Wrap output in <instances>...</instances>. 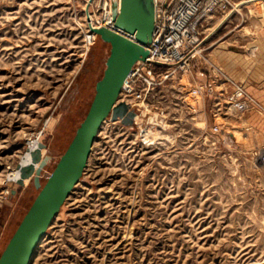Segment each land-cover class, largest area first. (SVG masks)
Returning <instances> with one entry per match:
<instances>
[{
	"label": "rangeland",
	"instance_id": "374dc122",
	"mask_svg": "<svg viewBox=\"0 0 264 264\" xmlns=\"http://www.w3.org/2000/svg\"><path fill=\"white\" fill-rule=\"evenodd\" d=\"M98 1L0 0V256L39 193L8 174L40 138L52 157L46 182L105 73L110 43L98 36L87 49ZM213 28L195 69L215 65L252 90L264 79V5L220 15ZM168 98L175 119L153 146L137 124L104 122L32 264H264V97L258 110L219 119L218 134L209 112L207 124L192 121L180 97Z\"/></svg>",
	"mask_w": 264,
	"mask_h": 264
},
{
	"label": "built area",
	"instance_id": "2783aa9c",
	"mask_svg": "<svg viewBox=\"0 0 264 264\" xmlns=\"http://www.w3.org/2000/svg\"><path fill=\"white\" fill-rule=\"evenodd\" d=\"M258 2L264 0H155L156 19L153 40L147 46L148 55L133 65L117 101L126 103L129 110L135 113L133 123L129 126H140L139 136L143 145L153 146L157 142V137L151 141L146 140V132H160L159 128L163 130L167 125L165 121L168 116L175 119L177 104L168 97H180L192 121L207 124L209 112L214 119L212 132L215 134L222 131L219 119L225 121L230 116L243 117L262 107L260 101L243 85L228 80L225 73L215 65L209 69L212 79L208 82L191 77L195 59L202 55L203 42L214 29L213 22L217 14L229 15L238 12L243 6ZM96 3L100 16L89 13L96 17V24L88 21L89 47L97 36L91 28L103 27L104 22L113 28L111 1L99 0ZM148 71L152 72L154 80L147 74ZM186 76L188 83L184 82ZM228 81H232L234 90H227ZM166 103L167 109L163 107ZM138 116L140 120L137 121ZM108 119L105 122H115L111 116ZM116 120L123 121L122 118ZM257 157L260 163H264V150L258 152Z\"/></svg>",
	"mask_w": 264,
	"mask_h": 264
},
{
	"label": "water",
	"instance_id": "95a60500",
	"mask_svg": "<svg viewBox=\"0 0 264 264\" xmlns=\"http://www.w3.org/2000/svg\"><path fill=\"white\" fill-rule=\"evenodd\" d=\"M113 28H91V31L110 43L111 55L88 113L77 134L60 156L45 183L42 172L52 157L40 156L46 145L39 142L32 151L33 163L17 166V183L25 186L33 180L39 193L13 233L0 256V264H32L48 229L60 213L88 165L94 144L104 122L122 118L132 124L135 113L126 103H117L124 81L133 65L148 55L147 46L153 40L156 19L155 0H110ZM147 74L155 79L151 71ZM39 161L37 167L35 163Z\"/></svg>",
	"mask_w": 264,
	"mask_h": 264
},
{
	"label": "bare ground",
	"instance_id": "6f19581e",
	"mask_svg": "<svg viewBox=\"0 0 264 264\" xmlns=\"http://www.w3.org/2000/svg\"><path fill=\"white\" fill-rule=\"evenodd\" d=\"M257 4H262V6H263L264 5V2H258V3H256V5ZM258 7H260V6H258ZM87 18L90 21V24H92V23L93 24H96V22H95L96 17L94 15H87ZM102 25H103V27L110 28V25L111 24H108V22H104ZM97 38H98V35L95 37V41L97 40ZM87 40H88V38H87ZM87 49H89V45L88 44H87ZM138 120H140V116L137 117V121ZM55 123H56V120L55 119H52L49 122L48 127L52 128L55 125ZM144 135H145L144 138L146 140L151 141L152 139H154L156 137L157 131H155V130L151 131L150 130L149 132H146V134H144ZM39 142H40V138H37L35 140L34 139H30V147H29L26 155L23 156V159H22V162H21V164L23 166L30 165L31 163H33L32 151H35L38 148ZM45 154H46V148H44V149L41 150V154H40L41 158ZM38 164H39V161L34 164L35 167H37ZM20 174H21L20 173V170H18V169L13 170L12 172H10L8 174V179L17 181L19 179V177H20ZM30 180L31 179L27 178L25 180V184L27 185L30 182Z\"/></svg>",
	"mask_w": 264,
	"mask_h": 264
},
{
	"label": "crops",
	"instance_id": "0c3cea01",
	"mask_svg": "<svg viewBox=\"0 0 264 264\" xmlns=\"http://www.w3.org/2000/svg\"><path fill=\"white\" fill-rule=\"evenodd\" d=\"M220 16V14H217L216 17ZM214 30V29H212ZM208 36V34L206 35V37ZM205 37V38H206ZM208 38V37H207ZM192 79L194 80H199L202 82H208L209 80L212 79V76L208 73L207 70H196L195 67L193 69L192 75H191ZM251 84V88L252 90H248V92L253 96V97H264V79H260V80H254L253 82L250 83ZM246 85V84H244ZM248 87V86H247ZM249 89V88H248ZM258 99V98H257ZM259 100V99H258ZM261 101V100H259Z\"/></svg>",
	"mask_w": 264,
	"mask_h": 264
}]
</instances>
